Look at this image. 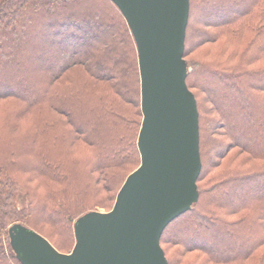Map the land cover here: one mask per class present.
<instances>
[{"label": "trees", "instance_id": "obj_1", "mask_svg": "<svg viewBox=\"0 0 264 264\" xmlns=\"http://www.w3.org/2000/svg\"><path fill=\"white\" fill-rule=\"evenodd\" d=\"M183 56L201 169L160 236L168 264H264V0H189ZM0 79V264H22L12 223L68 251L138 166L136 43L113 0H0Z\"/></svg>", "mask_w": 264, "mask_h": 264}, {"label": "water", "instance_id": "obj_2", "mask_svg": "<svg viewBox=\"0 0 264 264\" xmlns=\"http://www.w3.org/2000/svg\"><path fill=\"white\" fill-rule=\"evenodd\" d=\"M113 1L137 48L140 162L109 210H89L75 219L69 252L24 223H12L9 242L22 264H168L162 231L198 199V109L183 56L189 0Z\"/></svg>", "mask_w": 264, "mask_h": 264}, {"label": "rangeland", "instance_id": "obj_3", "mask_svg": "<svg viewBox=\"0 0 264 264\" xmlns=\"http://www.w3.org/2000/svg\"><path fill=\"white\" fill-rule=\"evenodd\" d=\"M197 55V53L196 52H194V51H192L191 52V56H196ZM0 82L1 83H4L3 81H2V79H0ZM14 87H16L15 85H14ZM17 88V87H16ZM3 124H5V122H2V121H0V142L1 143H3L4 142V140H5V138H6V136H8V133L6 132L7 131V127L5 126V125H3ZM0 145H2V144H0ZM233 152H235V150H231V152L227 155L228 156V158H227V160L231 163V162H233L234 160H237L235 157L233 158V157H231V158H229L232 154H233ZM230 155V156H229ZM132 171V170H131ZM127 176V175H126ZM123 183V182H122ZM120 188V187H119ZM40 190H41V188H40ZM118 191V190H117ZM117 193V192H116ZM107 200V199H106ZM114 200H115V198H114ZM114 200H113V203H114ZM27 201H28V199H27V197L25 196V195H23V194H17V202H18V206H23V205H25V203H27ZM113 203L111 204L110 203V201H106L103 205H101V206H98V207H96L95 209H97V210H109L111 207H112V205H113ZM109 204L111 205V207L109 206ZM51 229V228H50ZM49 229V227H47V230L48 231H51ZM54 236V235H53ZM74 245V244H73ZM73 245L69 248V250L68 251H66V250H63L62 252H69L71 249H72V247H73ZM61 251V250H60ZM169 251H172V249L171 250H169ZM187 256H189V257H192V254H188Z\"/></svg>", "mask_w": 264, "mask_h": 264}]
</instances>
